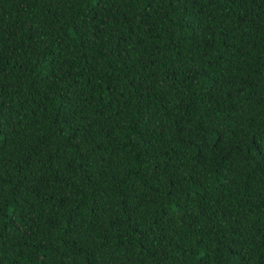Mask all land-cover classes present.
<instances>
[{
    "label": "trees",
    "instance_id": "1",
    "mask_svg": "<svg viewBox=\"0 0 264 264\" xmlns=\"http://www.w3.org/2000/svg\"><path fill=\"white\" fill-rule=\"evenodd\" d=\"M0 264H264V0H0Z\"/></svg>",
    "mask_w": 264,
    "mask_h": 264
}]
</instances>
